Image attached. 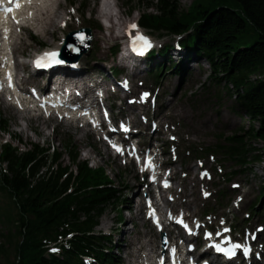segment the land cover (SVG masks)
Here are the masks:
<instances>
[{
  "label": "trees",
  "instance_id": "obj_1",
  "mask_svg": "<svg viewBox=\"0 0 264 264\" xmlns=\"http://www.w3.org/2000/svg\"><path fill=\"white\" fill-rule=\"evenodd\" d=\"M155 8L156 14L146 15L144 25L172 32L194 28L189 40L190 50L198 54L206 52L215 80L226 79L241 85L251 75L264 74V0H195L194 10L189 13L182 10L180 0H158ZM238 104L249 116L252 125L243 130V135L234 134L228 141L233 155H238L242 164H248L249 160L253 164L261 161L259 148L254 146V142L264 141V81L247 84L244 95L238 98ZM8 128V123L0 119V130ZM66 149L77 163L75 146L67 144ZM6 153L13 172V178L6 181L21 218L20 230H23L19 231L16 219L15 224L12 223L13 228L8 226L5 242L9 245L6 249L0 246V256L13 250L19 258L14 264H28L26 259L36 249L37 240L51 236L63 221L76 219L77 214L70 212L73 197L65 201L59 199L55 177L50 178L48 183L42 176L35 180L42 167L47 165L44 157L38 159L37 152L23 154L19 158L15 152L6 150ZM79 167L80 179L95 177L97 182L104 180L101 172H92L86 164H79ZM33 182L35 185L32 188ZM92 206L88 212L94 208L98 210L101 203L97 206L93 203ZM12 220L9 219V222ZM76 249L78 251L80 246ZM75 259L73 252L65 257L62 264H76ZM109 259L112 261V257ZM31 260L33 264H41L34 256Z\"/></svg>",
  "mask_w": 264,
  "mask_h": 264
},
{
  "label": "rangeland",
  "instance_id": "obj_2",
  "mask_svg": "<svg viewBox=\"0 0 264 264\" xmlns=\"http://www.w3.org/2000/svg\"><path fill=\"white\" fill-rule=\"evenodd\" d=\"M133 4L134 10H129L116 0H106L107 8L101 11L100 6L94 4L91 5L92 9H95V14H99L104 17L107 27L110 30H106L102 25V28L97 33L100 36L99 46L100 49L97 53V58L100 60H106L112 63L110 56V45L118 43V36L121 31V27L125 26L127 21H133L139 16L154 12V9L149 8L152 4H155L156 0H140ZM194 0H181L182 10H188L193 4ZM130 11L133 13L129 14ZM105 13V16L103 14ZM106 17V18H105ZM117 62L112 63L116 65ZM118 65V64H117ZM190 70L192 79L188 84V93L185 99L181 96L175 104L173 113L176 118L188 122L189 130L193 135L195 142H200L205 145H213L221 136H231L235 132L245 127L247 129L251 121L244 115H238L236 109V101L234 98H229L227 95V89L225 83L221 86H216L215 83L210 82L211 68L204 60L198 64H190ZM220 100V101H219ZM174 102V101H172ZM221 108L220 114L217 113V109ZM236 109V110H235ZM5 117L11 121V132L14 135H18L23 139V144L20 147H25L26 144L42 143L45 144L48 141L52 144L58 145L55 138H53V127L45 123H32L25 125L24 122H20L15 113L10 111H3ZM30 129H32L30 131ZM242 134V132L240 133ZM77 141L81 148V159L89 160L93 166H106L108 173L118 180V176H121V180L124 183L135 185L133 182V175L125 172L118 165H107L104 159H99L94 156V152L89 148L91 141H87L85 137L76 134ZM0 137L3 139H9L10 136L0 132ZM255 143V142H254ZM88 144V145H87ZM69 164V161L66 160ZM227 166L230 170H233V163H228ZM264 164L262 167L256 166L255 172H249L248 174L240 175L238 180L246 182L253 192L260 194L264 186ZM237 168V166H236ZM9 204V200L2 194H0V206L4 209ZM121 239L123 236L121 235ZM126 254L122 255L124 258ZM11 260H14V256H11ZM2 264H6L3 261Z\"/></svg>",
  "mask_w": 264,
  "mask_h": 264
},
{
  "label": "snow or ice",
  "instance_id": "obj_3",
  "mask_svg": "<svg viewBox=\"0 0 264 264\" xmlns=\"http://www.w3.org/2000/svg\"><path fill=\"white\" fill-rule=\"evenodd\" d=\"M11 3L15 4L16 8H20L21 5L20 3L16 2V0H10ZM31 2V0H29V3ZM5 12L11 13L13 11L12 7H6L3 9ZM72 11L74 12L75 9H72ZM19 21H17L18 23ZM132 29H136L137 30V35L136 36H132L131 30ZM5 31L7 32V29H5ZM86 35L84 33H80L79 34V39L81 40V42H83L86 39ZM129 38L131 41V45H132V50L134 52H137L141 55H143L149 48H151L152 42L143 34H140L138 31V25L136 24H130L129 25ZM78 51V49H75ZM36 65L38 67H49L51 66V64L53 63H63V60L59 59V53L56 51L53 52H46L44 53L42 56L38 57L37 60L35 61ZM8 79L9 81H11V73L8 74ZM147 95V93L145 94ZM118 151H122V149H120L119 147H117ZM147 166L152 168L155 167L152 162H151V157H148L147 160ZM166 186H167V182H166ZM182 222V221H181ZM227 231V230H226ZM212 234L208 233V236L210 237ZM214 247H216V249L218 251L221 252H225L226 254H228L229 256H233L235 255V249L241 247V245L239 244H233L232 248H225V247H221L219 244L214 245ZM161 264H163V261H161Z\"/></svg>",
  "mask_w": 264,
  "mask_h": 264
},
{
  "label": "bare ground",
  "instance_id": "obj_4",
  "mask_svg": "<svg viewBox=\"0 0 264 264\" xmlns=\"http://www.w3.org/2000/svg\"><path fill=\"white\" fill-rule=\"evenodd\" d=\"M51 25H53V22H51Z\"/></svg>",
  "mask_w": 264,
  "mask_h": 264
}]
</instances>
